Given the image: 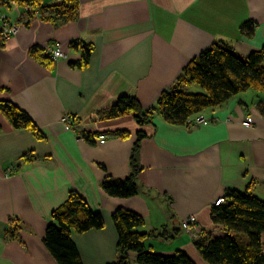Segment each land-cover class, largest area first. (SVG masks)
<instances>
[{
    "label": "crops",
    "instance_id": "0c3cea01",
    "mask_svg": "<svg viewBox=\"0 0 264 264\" xmlns=\"http://www.w3.org/2000/svg\"><path fill=\"white\" fill-rule=\"evenodd\" d=\"M28 11L14 0H0V15L20 24L14 37H0V103L26 113L41 132L37 138L15 129L0 112V264H57L42 239L53 222L51 213L70 192L104 220L102 229L72 236L82 264L117 260L111 216L119 208L143 218L142 232L171 236L150 239L152 252L183 251L195 264H207L193 241L208 232L222 234L211 221L214 200L238 191L264 201V116L258 109L264 98L242 93L200 113L207 122L190 129L167 124L157 114L153 126L140 128L131 115L107 120L101 113L121 96L150 109L212 43L243 58L259 50L264 0H79L76 20L59 27ZM249 21L256 29L247 38L239 27ZM84 46L91 55L79 67ZM49 47H59L64 58L51 59ZM33 49L41 50L50 65L37 61ZM63 115L72 117L76 132L64 129ZM247 119L248 128L243 126ZM139 130L147 138L139 143L138 193L109 197L100 184L106 177L129 175ZM100 136L106 137L102 144ZM188 217L196 218L194 235L181 229ZM129 256L137 264L135 255Z\"/></svg>",
    "mask_w": 264,
    "mask_h": 264
},
{
    "label": "trees",
    "instance_id": "16d2710c",
    "mask_svg": "<svg viewBox=\"0 0 264 264\" xmlns=\"http://www.w3.org/2000/svg\"><path fill=\"white\" fill-rule=\"evenodd\" d=\"M8 0H3L7 2ZM30 13H39L42 20L54 27L73 22L78 16L79 0H57L59 3L44 5L42 0H14ZM256 25L251 21L239 27V33L247 38L253 36ZM31 55L43 65L51 61L43 57L42 51L33 49ZM89 46L83 47L79 67L88 63ZM198 86L201 92L186 91ZM189 87V88H188ZM249 90L264 93V44L247 57L238 56L230 47L212 43L198 57L189 61L180 77L169 90H163L150 109H143L134 97L121 96L111 107L103 110L101 117L107 120L131 115L140 128L153 126L155 114L173 126H185L188 120L207 109L216 108ZM258 109L264 116V102L258 101ZM0 112L15 129H26L40 138L41 132L26 113L14 105L0 103ZM125 137V133L113 134ZM147 134L139 130L130 159V173L123 180L106 177L100 186L113 198L128 199L137 195L139 143ZM92 143V136L86 135ZM225 203L212 207L211 221L219 226L222 234L210 232L193 241L194 248L207 264H264V201L246 192L229 191ZM112 221L117 233V260L114 264H131L129 254H134L137 264H195L183 251L163 256L147 248L150 239H169L166 232H142L143 218L125 209H116ZM42 239L43 245L57 264H82L74 234H83L104 227L100 213L90 210L86 202L76 193L70 192L66 201L51 213Z\"/></svg>",
    "mask_w": 264,
    "mask_h": 264
},
{
    "label": "built area",
    "instance_id": "2783aa9c",
    "mask_svg": "<svg viewBox=\"0 0 264 264\" xmlns=\"http://www.w3.org/2000/svg\"><path fill=\"white\" fill-rule=\"evenodd\" d=\"M19 29H20V24L10 22L5 16L0 15V37L3 40H8V39L14 37L18 33ZM47 53L49 54L50 58L53 60L58 59V58H64V54L61 52L59 47L54 48V49H51L49 47L46 51V54ZM207 120L208 119L205 118L204 116H202L201 114H197L196 116L192 117L190 120L187 121L186 127L189 129L194 128V127H197L201 124L206 123ZM60 122L63 125L65 130L71 131V132L77 131V125L71 116L63 115L60 119ZM243 126H245L247 128L250 127L251 126V120L247 119L245 121V123H243ZM105 140H106L105 136H100L98 138V142L100 144L104 143ZM13 171H14V167L13 166L9 167L7 169V172H6L7 176L10 175ZM224 203H225L224 197H219V198L214 200L212 206L218 207ZM195 225H196V218L195 217H188L181 222V228L186 233H190L191 231H195L193 229H195L196 227L192 229V227H194Z\"/></svg>",
    "mask_w": 264,
    "mask_h": 264
},
{
    "label": "rangeland",
    "instance_id": "374dc122",
    "mask_svg": "<svg viewBox=\"0 0 264 264\" xmlns=\"http://www.w3.org/2000/svg\"><path fill=\"white\" fill-rule=\"evenodd\" d=\"M186 91H188L189 93H197V92H201V90H200V88L198 87V86H192L190 89H187ZM248 95H252V94H254V95H257L258 97H263L264 98V94H261V93H255V92H253L252 90H249L248 91ZM196 227V225L194 226V227H192V229L193 228H195ZM182 229V228H181ZM195 230V229H194ZM182 231L183 232H185L183 229H182ZM186 233V232H185ZM188 234H190V235H194L195 234V232L193 233L192 231L190 232V233H188ZM193 237V236H192Z\"/></svg>",
    "mask_w": 264,
    "mask_h": 264
}]
</instances>
